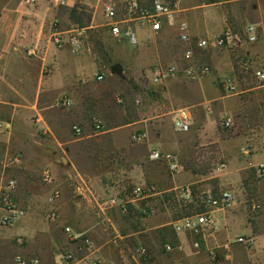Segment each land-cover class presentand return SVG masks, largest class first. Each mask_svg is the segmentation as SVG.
Returning a JSON list of instances; mask_svg holds the SVG:
<instances>
[{
  "label": "crops",
  "instance_id": "1",
  "mask_svg": "<svg viewBox=\"0 0 264 264\" xmlns=\"http://www.w3.org/2000/svg\"><path fill=\"white\" fill-rule=\"evenodd\" d=\"M110 1L121 0H107ZM139 1L149 3L152 0ZM73 2L68 0L67 5L71 6ZM228 2L243 9L248 7L251 0L208 3L182 0L180 3L178 17L188 23L193 41V61L200 62L196 56L204 55L203 62L210 65L211 73L196 80L182 75L166 78L157 87H149V96L142 106L133 103L132 107L127 106L131 102V93L129 85H126L122 95L128 103L124 109L107 104V92L117 93L111 77L107 78V92L99 93L96 90L98 82L105 80V76L102 72L103 78L97 79L98 66L91 55L82 48L73 51L67 42L60 46L53 42L55 32L66 39L75 30L52 28L51 24L56 20L54 15L60 22L69 21L68 17L60 18L47 1L46 4L42 1L28 6L22 0H0V125L3 130L0 135V156L9 155L13 147L20 150L22 155L20 162L15 163L12 179L17 183V200L27 210L12 225H0V264H10L9 260H13L17 254L37 256L42 264H56L65 251L75 255L73 261L65 264H82L89 249L69 241L63 229L65 225L90 237L95 254L102 260L101 264H129L131 258L135 260L128 249L134 245L132 236L136 235L139 236L136 239L138 246L146 249L145 255L148 253L149 264H261L264 261V239L258 233L253 234L242 199L239 202L236 200L227 209L214 211L217 233L199 248L193 246L191 235L166 229L171 228L174 219H159V211L163 212L161 208H166L171 200L192 198L184 194L186 186L205 180L214 179V184L218 186L208 183L207 191L230 189L244 195L239 185L250 184L253 179L246 175L247 171L264 164V151L247 153L244 150L245 135L239 131L242 123L238 113L249 105L244 97L247 90L228 91L220 85L222 78L230 77L234 72V54L225 49L197 48L195 44L197 39L215 37L225 28H230L227 10L222 8V4L224 6ZM252 9L259 13L253 20L263 25L262 6L258 0L253 3ZM165 26L176 33L172 27ZM257 28L259 37L260 28ZM142 31L144 35L140 37L138 52L125 50L123 55L127 61L135 59L141 64L160 61L158 48L154 46L155 50L150 54L153 47L147 46V43L155 41L154 33ZM261 32L262 37L263 27ZM263 40L259 38L256 43L249 44L251 59L264 55ZM179 44L184 49L188 46ZM188 63L184 61L179 65ZM85 66L87 74L83 72ZM236 78L235 84L239 87ZM63 99H67L69 104L60 105ZM180 107H188L192 115V122L186 131H176L173 127L174 113ZM113 110L117 112L114 116ZM63 116L69 118L66 136L70 135L72 125L77 124L83 133L79 141H75L77 144L80 141L98 144L97 148H90L91 156L83 148L85 161L96 168L93 176L88 178L97 184V189L95 194L91 193L94 201L90 213L81 209L79 202L72 206L61 194L55 205L58 218L51 221L41 216L42 212L48 213L52 205L47 201L51 187L41 183L39 169L41 166L54 167L58 161L54 157L55 152L66 144L67 140L59 132ZM117 116L121 118L116 120ZM226 117L232 120L229 127L222 125ZM100 122L104 130L92 131L93 123L95 127ZM135 132L143 133L144 138L133 141L131 136ZM39 134H47L53 146H40L35 142L31 146L28 141H36ZM15 143L19 144L16 146ZM211 145L216 148H211ZM201 146L205 148L202 152L199 151ZM151 148L176 153L181 163L179 170L171 173L163 161L150 160L148 151ZM212 158H221L224 167H214L212 172L205 171L208 169L207 162ZM4 159L7 161V158ZM5 160L0 157L1 162ZM111 167L121 172V179L144 188V196L129 202L126 213H122L118 205L108 204L114 191L104 198L108 195L105 185H112L114 181ZM37 182L38 185H35ZM87 197L91 200L89 195ZM255 198L259 199L258 195L254 194ZM140 208H148L149 214L141 216L138 214ZM133 213H137L143 221L138 229L124 226ZM87 215L91 216V221ZM241 229H245L248 236L251 235V244L233 248L232 237L240 236L238 231ZM18 238L24 239V244H19ZM227 240L231 244L224 249L221 245ZM165 244H171L173 250L165 251ZM212 247L219 248L221 253L216 261L208 254V249ZM40 254L46 257L45 262Z\"/></svg>",
  "mask_w": 264,
  "mask_h": 264
},
{
  "label": "rangeland",
  "instance_id": "2",
  "mask_svg": "<svg viewBox=\"0 0 264 264\" xmlns=\"http://www.w3.org/2000/svg\"><path fill=\"white\" fill-rule=\"evenodd\" d=\"M42 1H44L45 4L46 1L49 2V5L53 6L54 12L56 14L58 13L60 18L68 17L69 19V21L60 22V20H57L56 16L54 15L55 18H53L56 20H53L51 24L52 28L57 30L63 27L74 28L75 30H73L71 33H75V31H81V34L79 36L81 42L80 49L82 48L81 50L85 51L94 58V61L98 66L97 73L103 72L105 76V80L98 82L99 86L96 87V90L99 93L107 92L109 89V80H107V78L111 77L113 79V87L116 89L117 93L109 94V92H107L108 95L105 96L109 99L107 103L108 106L113 104L115 108H117L116 106L118 105L126 109L127 106L132 107V103L136 106L144 105L145 98L149 96V87L152 86L155 88L159 85V83H154L152 81L155 67L159 64L167 65L173 62L184 63V61L182 60V52L184 47L179 44L176 33H172V31L166 26H164L158 33H154L155 41H153L152 44L151 42L147 43V46L153 47V51H149L150 54L154 52V46L155 48H158L161 56L160 61L149 62L147 64H141L140 61H137L135 59L127 61V59L123 55L124 51L126 50L130 53L134 51L135 53H137L139 44L136 46H132L128 43L119 42L109 35L107 27L105 25L106 19L103 15V6L107 2V0H74L71 6L67 5L68 0L64 5L56 4L55 0H39L38 4ZM219 1L222 0H216V2ZM255 2L256 0H251L248 7H245L243 9L240 8V6L237 7V5L232 6L230 2L225 3L224 6L222 4V8H226L225 10H227L230 28L241 36H244L245 27L249 24H254L260 28L259 37H257L256 41L252 43H256L259 38L260 40L264 38V36H262L263 38L261 37V28L263 27L264 29V24L262 25L261 23H257L253 20L256 18V16L259 15V13L255 12L254 9H252V5ZM258 4H261L262 6L261 14L264 17V0H258ZM81 25H85V27H81ZM138 34L139 38L144 35L142 29L138 30ZM262 43L264 44V40L262 41ZM249 44L250 43H246L243 46L230 51L232 54H234V74L232 73L230 77H237L236 79L240 85L239 87L237 86L236 89L247 90L244 97L248 99L249 105H247V107H245L243 111H240L238 113V115L240 116L239 121H241L242 123L239 131L245 135L246 144L244 146V150L247 153H254L264 151V79L260 80L253 74L255 69L264 67V55H261L257 59L253 56V58L251 59L249 56ZM241 49L243 51H241ZM196 59L200 62L205 61L204 55L202 54L196 56ZM114 63L121 64V73L117 74L111 72V66ZM87 71V67L85 66L83 72L87 74ZM126 85H129L131 93L130 104L125 101L122 95L123 88ZM126 103H128L127 106ZM114 113L117 114L116 110H113V116L115 115ZM119 117L116 120H119ZM68 119V117L63 116V118L61 119L62 126L59 129L60 136L67 140L66 144L61 148L59 147L55 152L54 157H57L58 161L56 162L54 167H46H50V169L53 170V173L56 177V183L61 190L62 196L66 197V199L69 201V203H71L72 206H74L75 203L79 202L80 204L78 206L90 213L89 210L92 209L94 201L92 198V194H95L97 184L95 185L93 181L88 177L93 176L96 168L94 169L93 167H91L88 161H85L83 157L85 153L83 148H85L87 155L91 156L92 154H89L91 153L89 152L90 148H97L98 144L97 142L83 143L81 141L77 144L75 141H79V138L80 136H83V133L80 136H76L73 134L72 130L70 132V135L66 136V123ZM94 123L92 126V131L101 132L104 130L102 122H100L101 128L99 130L95 129ZM48 138L49 137L47 134H39L36 136V141L34 140L28 142L31 143V146L37 143V145L40 146L43 144V146L51 147L53 146V142L48 140ZM17 144L19 143H15L16 146ZM210 147L216 148L213 145H211ZM14 148L16 147H13V149H11L9 155L0 156L1 160H5L4 157L7 158V161L5 160V162L0 161V181L2 182L14 178V167L17 164H12L11 160L14 156H20L21 158L22 155L20 150ZM203 150H205V148L203 149L202 146L199 147L200 152H202ZM63 158H65V161L63 160ZM221 161V158L210 159L209 162H207L208 169L204 170L212 172L213 168L216 166V163ZM44 167L41 166V168L39 169V176ZM110 170H114L111 173L114 181L112 185H110V183L105 185L108 188V190L106 188L105 193H107L108 195H106L104 198H108L114 190H119L124 199L131 197L132 190L135 186H137V184L128 180L121 179L119 174L121 172L117 169L111 167ZM246 175H248L249 177H253V179L250 184L242 183L241 185H239V188L241 189L240 191H242L244 195H241L240 192L238 194V191H232L235 194L237 202L242 199L241 202L242 205L245 206L249 225L252 228L253 234L258 233L260 234L259 236L264 239V164H262V167L260 166V164L252 167L247 171ZM213 180L214 179L205 180L203 182L197 183L196 185H190V187H193L191 188L193 189L192 195L193 199L195 200L194 203L196 201L200 203L201 196L204 194V192L207 191V188L209 187L206 184L209 183L211 184L210 186L213 185L215 187H218L216 183L214 184ZM35 185H38V182ZM40 185L41 184L39 181L38 186ZM254 194L258 195L259 199H254ZM86 195H89L91 200H89ZM191 199L182 200L181 198L171 200L166 205V208H161V210H164L163 212L159 211V219L166 220L167 218L171 217L172 219L176 220L186 215L185 212L187 210L183 207V201L189 202L191 201ZM202 207L203 206H201V208ZM41 216L46 220L47 213L42 212ZM87 217L88 220L91 221V216L87 215ZM127 221L126 223H124V226L133 229L140 228L143 223V221L139 219L137 213H133L130 220L128 222ZM166 229L170 230L172 229V227ZM238 234H241L240 236L243 237L246 241L236 242L238 244H234V242L232 243V247H248L251 244V241L249 239L251 235L248 236L249 233L245 229H241V231H238ZM113 236L114 233L111 234V237ZM132 238L135 242H133L134 245L130 246L128 250H130V255L135 256V260L131 258L129 264H149L148 253L147 255H145L146 252L144 254H140L136 251V249L139 247L136 239H138L139 236H132ZM24 242L25 240L22 239L23 244ZM40 256L42 258L44 257L43 260L45 262L46 257L41 254ZM262 258H264V251ZM11 260H9L10 264ZM212 260L216 261V259ZM261 264H264V261Z\"/></svg>",
  "mask_w": 264,
  "mask_h": 264
},
{
  "label": "built area",
  "instance_id": "3",
  "mask_svg": "<svg viewBox=\"0 0 264 264\" xmlns=\"http://www.w3.org/2000/svg\"><path fill=\"white\" fill-rule=\"evenodd\" d=\"M28 6H34L39 0H22ZM67 0H55L58 5L66 4ZM182 0H152L149 3L140 2L139 0H121L110 1L103 6V15L106 19L105 25L110 36L119 42L128 43L136 46L140 43L138 29L150 30L153 33H158L165 25L172 27L176 31L178 42L187 44L183 50V59L188 64L180 66L179 63H170L155 67L152 81L160 83L164 79L182 75V77L196 80L211 73V67L204 62H194V52L191 44L192 38L189 34L188 23L180 19V3ZM211 2L212 0H202ZM81 31H75L64 39L59 32L52 35V40L57 45H62L65 42L73 47V51L79 50L81 42L79 36ZM258 37V28L254 24H249L245 27L244 36H241L231 28H225L219 35L215 37L197 39L196 47L201 49L214 50H229L233 51L246 43L256 41ZM31 54V52H30ZM254 76L260 80L264 79V67L254 70ZM103 73L97 74V79H102ZM220 85L228 91H235L237 85L235 78L224 77L220 80ZM69 104L67 99L60 101V105L66 106ZM192 122V115L188 107H180L174 113L173 127L176 131H186L189 129ZM232 123L230 117L222 120V125L229 127ZM101 128L100 123L95 124V129ZM74 135L80 136L82 129L79 125L74 124L71 127ZM2 125H0V135L2 134ZM133 141H140L144 138V134L135 132L131 136ZM150 160L163 161L169 172L175 173L181 167L179 157L176 153L165 152L159 148H151L148 151ZM12 163H19L20 156H14ZM262 167V165H260ZM224 163L217 162L215 168L221 169ZM40 181L46 186H50L51 190L47 197V201L52 205L47 213V218L51 221H56L58 212L56 202L61 197V190L56 183V177L53 171L46 167L42 170ZM17 184L14 179H9L4 182L0 181V225L8 226L15 223L20 217L26 214L27 210L22 206L16 197ZM186 196L191 197V188L186 186L183 189ZM144 188L137 185L132 190V196L129 200L122 197L119 190H114L112 196L108 199V204L111 206L118 205L122 213H126L127 204L132 200L140 199L144 196ZM131 199V200H130ZM203 209L199 212L184 215L181 218L174 220L171 227L175 233H187L193 238V246L199 248L207 239H212L217 233L218 225L214 211L217 209H227L233 205L236 200L235 194L230 189H221L218 192L208 190L201 196ZM142 216L149 214L148 208H140ZM64 232L69 241L76 242L82 247L89 249L88 255L84 258L82 264H101L102 260L95 254L92 247V241L84 232L76 231L71 226L65 225ZM18 243L22 244V239L18 238ZM243 237H234L233 242H245ZM230 241L222 244V248L228 249ZM165 251H172L171 244H165ZM140 254L146 252L145 248L138 247L136 249ZM208 254L211 259L221 257L219 248L212 247L208 249ZM75 255L71 251L62 252L56 264H65L73 261ZM11 264H42L37 256H24L17 254L13 257Z\"/></svg>",
  "mask_w": 264,
  "mask_h": 264
},
{
  "label": "trees",
  "instance_id": "4",
  "mask_svg": "<svg viewBox=\"0 0 264 264\" xmlns=\"http://www.w3.org/2000/svg\"><path fill=\"white\" fill-rule=\"evenodd\" d=\"M216 0H212L211 2H215ZM81 27H85V25H81ZM193 200V201H192ZM192 201V202H191ZM191 201H189V202H184L183 201V207L187 210L185 213H186V215H188V214H192V213H195V212H199V211H201L202 209H203V207L201 208V206H202V203H201V201H200V203L199 202H195L194 203V199H193V195H192V199H191ZM130 206V204H127V210H129L128 209V207ZM127 212V211H126ZM138 214H140L141 216H142V213H141V211H140V209H139V211H138Z\"/></svg>",
  "mask_w": 264,
  "mask_h": 264
},
{
  "label": "water",
  "instance_id": "5",
  "mask_svg": "<svg viewBox=\"0 0 264 264\" xmlns=\"http://www.w3.org/2000/svg\"><path fill=\"white\" fill-rule=\"evenodd\" d=\"M111 72L112 73H121L122 72V66L120 63H114L112 66H111ZM63 160L65 161V158H63Z\"/></svg>",
  "mask_w": 264,
  "mask_h": 264
}]
</instances>
